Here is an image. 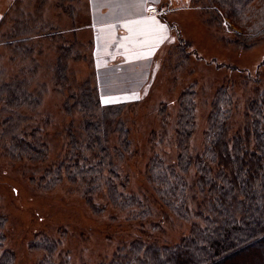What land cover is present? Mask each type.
<instances>
[{"label":"rangeland","instance_id":"rangeland-1","mask_svg":"<svg viewBox=\"0 0 264 264\" xmlns=\"http://www.w3.org/2000/svg\"><path fill=\"white\" fill-rule=\"evenodd\" d=\"M151 1L147 0L146 5L148 12L159 18L157 25L165 21L173 26L167 43H163L166 41L161 34V39L153 36L158 33L156 30L137 24L134 31L121 30L119 35L123 39L119 38L114 45L107 40L116 35L114 30L103 26V43L98 40L97 44L94 27L88 24V0H0V74L8 78L22 73L28 79L34 104L40 96L37 107L22 111L30 119L29 129L38 130L49 152L48 160L43 162L17 160L4 154L0 140V234L4 237L3 248L14 253L12 264H39L42 258L50 256L42 247L49 251L57 247L60 256L52 257L58 264L61 260L69 264H103L119 246L135 238L170 244L189 233L190 225L180 222L162 205L148 182L147 165L162 147L152 144V133L168 130L172 141L165 145L166 150L172 158L176 157L178 99L186 87L193 86L197 90V123L192 143L201 149L213 97L231 77L237 80L239 112L235 115L240 121L254 88L260 85L264 89V43L244 50L227 43L226 38L233 37V32L210 26L202 9L191 0ZM68 5L76 8L77 13L66 9ZM40 14L50 24L47 34H37L36 46L26 44L23 50H11L7 37L15 31V25L22 29L16 19L29 16L39 23ZM176 40H183L184 54L177 48ZM65 49L70 57L65 55ZM246 73L259 77V81ZM244 76L250 82L244 80L242 87L239 80ZM84 82L96 88L103 102L106 97L112 98L109 103L132 101L126 102L121 115L129 129L127 150L120 156L111 153L110 163L114 164V173L126 181L129 191L148 199L153 214L144 222L130 220L127 212L108 201L105 189L110 168L102 172L103 192L100 190L93 197L104 209L100 213L89 203L83 185L71 173L62 171L61 177L53 179L43 176L47 169H55L64 160L69 134L81 129L82 106L75 98ZM164 104H168L166 117L159 112ZM120 137V133H112L111 144L117 145ZM103 142L106 143L105 139Z\"/></svg>","mask_w":264,"mask_h":264},{"label":"trees","instance_id":"trees-1","mask_svg":"<svg viewBox=\"0 0 264 264\" xmlns=\"http://www.w3.org/2000/svg\"><path fill=\"white\" fill-rule=\"evenodd\" d=\"M191 1L202 9L210 26L233 32V37L226 38L227 43L243 50L264 43V0ZM66 9L77 13L72 5ZM42 14L39 23L29 16L16 19L22 29L15 25V31L7 37V46L11 50H23L26 44L36 46L37 34H47L46 28L50 24ZM182 41L176 40V43L184 54ZM64 51L67 55L66 49ZM246 74L255 82L259 81V77ZM1 76L0 140L4 154L31 163L48 160L46 141L37 129H29L30 119L22 111L34 105L37 107L40 96L34 104L28 79H24L22 73L8 78ZM244 80L250 82L245 76L241 77L242 87L246 84ZM236 82L231 77L215 93L201 149L192 143L197 123V90L193 86L186 87L178 99L174 128L176 157L172 158L166 150L165 145L172 141L167 135L168 130L152 133V144L162 147L161 151H155L147 165L148 182L162 205L180 222L190 225L189 233L170 244L157 239L135 238L119 246L112 258L103 264H264V89L260 85L254 88L239 121ZM88 85L79 86L75 98L82 106L81 129L69 134V149L64 160L55 169H47L43 176L53 179L61 177L62 171L71 173L83 185L89 203L100 213L104 209L93 197L97 192H103L100 185L102 172L110 168L109 178L107 181L106 175L104 178L108 201L127 212L130 220L144 222L153 214L148 199L129 191L126 181L114 173V164L110 163L111 153L120 156L127 150L129 129L127 120L121 115L126 102L132 101L104 103L96 88ZM167 105L159 108L165 117ZM112 133L121 134L117 145L111 144ZM3 240L0 234V264H12L14 253L3 248ZM43 249L50 256L42 258L39 264H58L53 258L60 256L57 247L51 251ZM59 264L69 262L61 260Z\"/></svg>","mask_w":264,"mask_h":264},{"label":"crops","instance_id":"crops-1","mask_svg":"<svg viewBox=\"0 0 264 264\" xmlns=\"http://www.w3.org/2000/svg\"><path fill=\"white\" fill-rule=\"evenodd\" d=\"M101 1L103 2L102 4ZM148 1L150 2L151 0ZM146 3L148 4L147 0H122L120 2H117V0H88L89 8L87 9V12L90 19L88 24L89 26L94 27V35L97 44L99 43L98 40L103 43L104 38L102 37L101 33L103 26H105L106 28L109 27L110 30H114L116 35L112 38L109 37L107 39L108 44L110 43V45H114V43H116L119 38L123 39L122 35H119V32H121V30L128 31L129 29L131 31H134V26L137 24L156 30L158 33L154 34L153 36L161 39L162 35V37H164L166 41L163 43L169 42V40H171V37L168 40L169 35L167 34L172 32V30L170 29L168 24H165V21V23L163 22L162 24L160 22V24L157 25L159 22V18L157 19L154 14L148 12ZM0 14H3V12H1ZM100 15H102L103 17L100 18ZM160 25H167L166 31H159ZM99 32L101 33L100 37ZM170 36L172 35L170 34ZM156 45L152 50L155 49ZM128 48L130 49L131 47ZM121 52H123V50H121ZM121 52L120 56L123 55ZM118 56L119 55H117L116 57ZM123 64H125V62H123Z\"/></svg>","mask_w":264,"mask_h":264},{"label":"snow or ice","instance_id":"snow-or-ice-1","mask_svg":"<svg viewBox=\"0 0 264 264\" xmlns=\"http://www.w3.org/2000/svg\"><path fill=\"white\" fill-rule=\"evenodd\" d=\"M225 27H228L227 23H225ZM159 31H166V26L165 25H160ZM111 97H106L104 98L105 103H109L111 101Z\"/></svg>","mask_w":264,"mask_h":264},{"label":"built area","instance_id":"built-area-1","mask_svg":"<svg viewBox=\"0 0 264 264\" xmlns=\"http://www.w3.org/2000/svg\"><path fill=\"white\" fill-rule=\"evenodd\" d=\"M151 11H154V8H151Z\"/></svg>","mask_w":264,"mask_h":264}]
</instances>
